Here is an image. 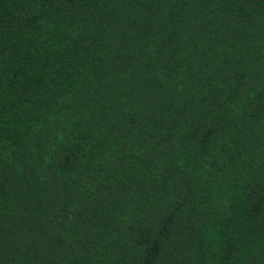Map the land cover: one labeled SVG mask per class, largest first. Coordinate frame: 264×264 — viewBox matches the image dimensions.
I'll return each instance as SVG.
<instances>
[{
	"label": "trees",
	"instance_id": "1",
	"mask_svg": "<svg viewBox=\"0 0 264 264\" xmlns=\"http://www.w3.org/2000/svg\"><path fill=\"white\" fill-rule=\"evenodd\" d=\"M0 264H264V0H0Z\"/></svg>",
	"mask_w": 264,
	"mask_h": 264
}]
</instances>
